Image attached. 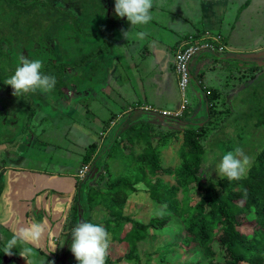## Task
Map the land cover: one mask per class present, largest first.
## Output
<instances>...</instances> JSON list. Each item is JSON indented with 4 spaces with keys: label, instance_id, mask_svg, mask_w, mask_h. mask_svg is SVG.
<instances>
[{
    "label": "rangeland",
    "instance_id": "1",
    "mask_svg": "<svg viewBox=\"0 0 264 264\" xmlns=\"http://www.w3.org/2000/svg\"><path fill=\"white\" fill-rule=\"evenodd\" d=\"M45 1H48L52 4V7L50 8L52 14H64L63 17H57L61 18V25L57 33L53 34L55 32V30H53V33H48L49 37H47V33L40 35L37 34L38 36L34 39V41H30V46L21 47V44L23 42L22 37L25 40V32L31 25V23L27 22H30L29 18L33 17L32 11H35L37 9L41 14V19H43L42 15L46 12L43 6L31 7L34 9H32V11H30V9H20L19 5L26 3V0H19L17 11H21L24 16L19 15L20 17H22L20 18L21 23L19 25H15L14 30L20 32V34H22V37L18 36L15 40L17 42V48L11 50L8 47L7 43L4 42L1 49L8 52L12 57V59H9L11 61L10 67L6 70L7 73L14 74L15 68H13V64L15 63V66H17L19 57L21 55H24L29 59H41L43 62V73L47 75H54L56 77L57 84L51 94H41L37 92L35 94H29L27 96L16 97L12 95L13 89L11 88V86L6 85L4 81L0 82V174L2 173V170H5L6 167L11 165V162L8 161L9 159L16 160L12 163L16 166L23 165L24 167L26 166L27 168L33 170L42 168L40 167L42 159H44V161L49 159V168H53L51 170H53L54 172L56 170L60 171L62 167L66 165V160L69 161L70 159L73 162H77V160H79L78 151L70 152L69 159L66 158L67 147L71 146V144L73 143L67 140L63 141L61 134L71 135L73 131L72 127L77 126V124H80L83 127V131H89L90 128L93 127V123H91V120L89 119H94L92 112L90 115H87V117L78 115L74 118H69L67 117V115H65L64 117L59 116L52 118L50 117V114L55 115V109L60 111L61 108V111H63L65 102L84 92L81 91L80 93H75L76 89L79 88L80 78H82L83 82H91V88L95 89L97 84L101 80L100 77L102 74H98L100 69L107 67L109 69L108 71H110V69H114L117 66L115 58H113L110 54H107L108 48L102 49L101 52L99 50L100 45H102L103 43L101 39L104 38L105 30L110 29V17L112 18V16L116 14L115 0H101L105 1L106 3V6L104 7L106 12L105 15L100 16L98 13L99 16L93 17V21H91L90 27L83 29V31L78 29L73 21L74 19H76L79 24H82L83 22H87V20L89 19L86 17V15L83 14L77 2H68L65 0ZM2 3L0 4V17L10 15L12 13L10 9L14 7L9 5L8 2H5L3 4ZM56 9H58V11H56ZM25 16L28 18H25ZM11 20L12 17L10 18V20H7L8 23H10ZM43 20L41 25L37 24L36 28L38 30L42 27H47V24H45V22H48V19L44 21ZM117 20L118 18L116 19V22ZM97 44H99V47ZM210 57H207L205 61L201 60V57H195L194 60H192L190 70L193 79L190 81L188 89L185 91L184 97V99L187 100V105H185L183 102V93L179 88L177 99L178 105L175 108L179 111L180 109L187 107L188 109H191V111H193L196 110V101L201 104V106H199L201 115L198 118L192 117L193 119H186L184 124L185 126L187 125V127H195L198 124L202 123L201 126L205 131L204 144L206 146L202 163L203 169L208 174V177H211L213 180H217L219 179V175L215 171L216 165L219 163L222 155L226 151H231L234 150L235 147H240L243 149L246 155L252 158V162H254L257 152H259L264 147V125H256L258 123V120L264 117V69H262L263 66L257 65L259 69L257 72L248 71V69H246L245 67L242 68V70L244 71L238 73L236 72V70L239 67H237L235 61L233 63H227L228 68L230 69L229 71L232 77H235V79L229 76L230 80L228 86L221 88L222 91H219L220 96H218L216 101L214 102L216 112L213 116L212 121L209 123L211 118L209 115H207L208 113H204L205 105H203L201 101L202 95L196 92V82L197 80H199V73H201L203 66H208L211 63ZM220 62L225 63L227 61L223 60L219 61V63ZM117 69L119 70V77H121L124 73V68H122V65L119 64L117 66ZM46 70H48V72H46ZM3 75H5V72L2 73V76ZM60 99L62 100L58 101L59 103H57V100ZM39 102L40 104L42 102V104H44L43 107L45 108L39 106L40 109H33L32 105H40L38 104ZM72 108L74 109L75 107ZM66 109L64 108V111H66ZM126 115L127 114H125L120 121L110 122L111 120L108 119L104 122V129L107 130L109 127L112 128L117 125L115 129L118 130L115 135H111L107 138V145L105 143V145L107 146L106 148H104L103 146V139L106 138L104 133L100 136L101 139L98 135L99 132L97 131L95 133L98 134H93V137L90 136V140H95L93 141L95 143L89 145L88 148L92 145L96 146V150L94 155L92 156V159H96L99 157L98 160L101 159L99 164L102 162L103 158L111 149L112 144H114L115 141L116 144H122L125 142V139L127 137L137 135L138 140H136L134 154L139 155L147 147L145 137L146 135H149L148 132L150 133V136L155 137L157 135L159 136L171 131L172 129H175L168 123L167 117L156 114L151 115L150 117L138 116L135 119L134 123H136L137 121H144L148 123V125H144V127H140L139 125V128L136 127V129L126 132V129H128V127H130L132 124V122H127L128 125L124 124V122L126 121ZM26 117H28V120ZM95 126L97 127V124H95ZM29 131H31L32 133L29 134ZM158 141V138H154L153 143H156ZM31 142H33V147L36 148H33V151L27 153V150L29 149L28 145H30ZM42 144L46 147L45 150H39V148H42ZM167 145L168 146L166 147L165 145H163V147L159 146L162 149L163 165L165 168H175L180 163V159L178 157L180 143L174 145L168 143ZM118 146L120 147V149L118 148ZM54 149L55 155L54 153H51ZM19 150L20 152H18L16 156L15 152ZM114 152H116L117 154L112 157L113 159L105 160L107 162L106 165L108 171L107 175L105 174V180L100 183H93V186L96 185L105 187L111 177L112 180L113 176H120L121 174L129 173V169H127L121 163V159L119 157L123 153L121 146L117 145L114 148ZM47 153L50 154L48 155ZM59 154L62 156H60ZM39 157L43 158L41 159ZM3 159H6L5 163L1 162V160ZM206 161L208 162V166H205ZM91 164L92 163L90 162L89 166H91ZM100 165L103 164L101 163ZM78 170L79 167L76 168L74 174H77ZM15 172V169L9 170L7 179H10L15 174ZM17 173L25 176L26 179H17V184L13 185V189L9 190L8 192H6L8 188V185L6 184V190L4 187V191H2V197L0 198V248L3 247V240L6 241L11 238L9 232L4 231L3 222L5 220H10L8 211H11L15 207V205L17 204L16 201H19L17 192L20 189H23V194H25L24 191L27 188L23 187V185H29L31 182L29 180L33 179L37 182V188L35 189V191H33L31 196H35L39 188H41L38 186V182L42 179L49 178L48 174L35 175L33 173L32 175H27L21 174L20 172ZM1 175L3 177V174ZM161 178L163 179L164 183H168L170 185L176 184L173 176L171 175H163ZM204 178H207V175H205ZM49 179H52V177ZM76 181H80L78 177ZM89 183L90 181L84 183L85 185L82 187L81 195L85 196L86 189H89ZM141 185L142 187H137V193L129 196L124 209V215L132 216L135 220L143 224H148L153 216L166 213V207L154 203L150 199L148 188L143 184ZM55 186L62 188L63 186H65V183L61 181L56 183ZM48 187L51 188L50 186ZM66 191V189H56V191H53V193L55 195H61ZM74 192L75 190L71 192V194H74ZM83 192L84 194H82ZM197 195L198 194L196 190L191 191V196L197 198ZM71 196L72 195H68L67 197H64V199H67L66 201L70 202L75 197ZM178 197L179 199L182 198L181 192L178 193ZM79 203V201H76L74 206H78ZM32 205H35V201L32 203ZM20 208L22 207L20 206ZM82 209L83 219H81L80 222H84L88 218L86 209ZM101 210L102 207H97L96 210H94V212H92L91 214L89 212L88 216L94 221L101 218L103 219L105 215L103 210ZM73 212L74 208L71 209L70 213L72 214ZM53 213L54 211L52 210L50 211V213L47 212V215L44 213L45 216L38 217V220L39 218H41L43 222H49V224H52L54 222L55 226H57L63 221L65 215H61L58 213L51 216ZM68 222H70V218ZM48 226L49 228H51V225ZM125 227L130 229L131 224H127ZM55 231L59 233L61 231V228ZM251 231L252 229L250 228V226H245L242 228V232L244 233L249 234L251 233ZM185 236L186 234L180 227L179 222L163 229L161 233L156 232L155 230H151L148 234V237L143 242L138 244V255L140 257L139 261L135 260L132 262L126 261L124 259L118 262V258L124 257L127 250L126 248H128V246L126 248L120 247L117 242L112 241L111 237L110 245L115 246V248L117 249V254L114 257L110 256L111 252L108 249L106 264H175L178 262L190 263L191 261L204 260V256L199 250H193L190 252H187L184 249L177 250L178 256L173 255L167 257L164 262L160 259L163 255V252L160 251L159 253L155 254L158 249H161L168 243L183 241L185 239ZM52 238L54 239L53 243L44 245L42 248L40 247L34 249V255L32 259L37 258V260L34 261V264H53L54 260H61L55 259L57 255V252L55 253V249L51 253L49 252L51 250V245L53 244H59V246H63L62 248H64L66 242L65 239H67V237L65 238L64 236H61L59 238V235L57 237L53 235ZM215 249L219 251L218 248ZM13 251L14 253L17 252L16 249H13ZM12 260H14L15 262H22V264H27V261L22 260L18 254L9 257L4 255L3 252H0V264H7L8 262H12ZM109 260L111 261V263H108ZM70 261L71 258H69V260H66V263L70 264Z\"/></svg>",
    "mask_w": 264,
    "mask_h": 264
},
{
    "label": "trees",
    "instance_id": "2",
    "mask_svg": "<svg viewBox=\"0 0 264 264\" xmlns=\"http://www.w3.org/2000/svg\"><path fill=\"white\" fill-rule=\"evenodd\" d=\"M4 1L14 8L10 9L12 12L10 15L0 17V82L10 78L13 74L6 72L10 67L11 60L9 59L12 57L8 52L1 49L2 44L7 43L11 50L18 47L15 40L18 36L22 37V34L14 30V27L21 23L20 18L22 17L19 15L24 16L21 11H17L19 0H0V4L5 3ZM65 1L77 2L83 14L89 19L82 24L74 19V24L82 31L90 27L94 16H103L106 13L101 0ZM34 6H43L45 9L46 13L42 16L44 20L48 19V22H45L46 28H41V26L39 30L36 28L37 24L41 25L43 19L40 18L41 14L37 9L32 11L33 8L31 7ZM19 7L24 10L30 9L33 13V17L29 18L30 22H27L31 25L25 32V40L22 37L21 47L30 46V41H34L38 36L37 34L47 33L48 35L49 32L53 33V30H55L53 34H56L59 30L61 18L57 17H63L64 14H52L50 10L52 4L48 1L26 0V3L19 5ZM11 17L12 20L8 23L7 20H10ZM25 18L28 17L25 16ZM117 18L116 14L112 18L110 17V24L115 25ZM16 67L14 63L13 68L16 69ZM4 72L5 75L2 76ZM199 89L202 91L201 95L211 118L210 123L216 112L214 102L220 96V92L214 89H204L202 85H199ZM139 112L141 111L133 110L126 116L124 124L128 125L129 122H132L128 129L125 128L126 132L136 129L139 125H148L144 121L134 123ZM186 113L179 116H167L168 123L175 129L155 137L150 136L148 132L149 135L145 137L147 147L139 155L134 154L136 140H138L137 135L127 137L122 144H116L115 141L103 158L101 162L103 165L99 164L101 161V159L98 160L99 157L92 159L96 146L92 145L88 148L81 168L89 167V171L84 180L79 179L80 181H77L76 196L80 203L78 204L79 207H73L74 212L71 214L70 222H68L63 233L67 239H65V247L59 250V258H62V264H67L66 260L69 258H71L70 264H78L70 251L71 233L83 219L82 208L86 209L89 215V212L91 214L97 207H102L105 217L95 220V222L87 215L88 218L84 222L102 225L110 233L112 241L117 242L120 247L126 248L128 246L127 250L125 249L124 257L118 258V262L123 259L129 262L139 261L138 244L148 237L151 230L161 233L163 229L179 222L186 234L185 239L180 242L168 243L156 251L155 254L160 251L163 252L160 258L163 262L167 257L178 256L177 250L184 249L187 252L201 251L204 260L175 264H264V147L257 152L245 179L234 182H229L226 178L213 180L208 177L202 165L206 149L204 144L205 131L201 126L202 124L195 127L185 126L184 123L188 116ZM256 125H264V117L260 118ZM154 138H158L159 141L153 143ZM168 143L171 145L180 143L178 152L180 163L175 168H165L163 165L162 149L159 146L165 145L166 147ZM117 145H120L123 150L119 157L121 163L129 169V173L113 176L112 180L111 177L105 187L93 186V183H100L105 180V174L108 173L105 160L113 159L112 157L117 154L114 152ZM118 148L120 149L119 146ZM90 162L92 163L91 166H89ZM94 171H96V175L94 178H90ZM163 175L173 176L176 184L164 183L161 178ZM205 175L207 178H204ZM87 181H90L89 189H86L85 196L80 195V191ZM141 184L148 188L150 199L154 203L166 207V213L153 216L148 224H143L132 216L124 215L129 196L137 193L138 188L136 186ZM1 190L2 187L0 186V193ZM193 190L197 191V198L191 196ZM245 191L247 196L244 195ZM179 192L182 193L181 199L178 197ZM127 224H131L130 229L125 227ZM245 226H250L251 233L242 232V228ZM215 248H218L219 251ZM109 250L110 256L114 257L117 254L114 245H110ZM108 263L111 261L109 260ZM53 264L58 263L54 260Z\"/></svg>",
    "mask_w": 264,
    "mask_h": 264
},
{
    "label": "crops",
    "instance_id": "3",
    "mask_svg": "<svg viewBox=\"0 0 264 264\" xmlns=\"http://www.w3.org/2000/svg\"><path fill=\"white\" fill-rule=\"evenodd\" d=\"M101 3L104 7L106 6L105 1H101ZM152 15V21L146 26H137L129 39H125L122 36V31L130 32L134 26L129 24L126 17L123 19L118 18L115 25L111 23L110 29L105 30L104 38L101 39L103 43L100 45L99 50L101 52L102 49L108 48L107 54L115 58L116 65H122L124 73L121 77H119L117 66L114 69H110V71H108L107 67L101 68L98 72V74H102L101 80L95 89L91 88V82L86 81V85V82H83L82 78H80L79 88L76 89L75 93L84 92L65 102L63 111H61V108L60 111L55 109L56 114H50L52 118L64 117L65 115L69 118H74L78 115L87 117L92 112L94 119H89L93 123V127L90 128L89 126V131H83V127L77 124V126L72 127L71 135L61 134L63 141L67 140L73 143L67 147L66 158L69 159L70 152L78 151L79 160L77 162H73L70 159L69 161L66 160V165L60 171L56 170L55 172L51 170L53 168H49V159L44 161L43 157H39L42 159L40 164L42 168L36 170L23 165L16 166L12 164L16 160H8L11 165L2 170L1 174H3V177L0 174V186L2 187L0 198L4 187L6 190V184L8 185L6 192H8L13 189V185L17 184V179H26L25 176L17 172L27 175H32L33 173L35 175L48 174L49 178L52 177V179L45 177L46 179L38 182V186L41 188H39L35 196L31 195L37 188V182L30 179V177V184L27 186H25L26 184L23 185V187L27 188L24 191L25 194H23V189L17 192L19 201H16L17 204L11 211H8L10 220L3 222L4 231L9 232L10 236H12L16 228L27 225L29 221L43 222L41 218L38 220V217L45 216L44 213L47 215V212L50 213L51 210L54 211L51 216L58 213L65 215L63 221L57 226H55L54 222L52 224L46 222L47 225H51L50 229L53 235L56 237L59 235V238L63 236L71 216L70 211L77 201L76 175L78 173H74L77 167L80 170L83 158L87 154L88 146L95 143L93 142L95 140H90V136L93 137V134H98L95 133L96 131L99 132V137L104 133L106 138L103 139V146L105 147L107 138L115 135L118 131L115 129L117 125L112 128L109 127L107 130L103 128L104 122L108 119L111 120L110 122L120 121L125 114L128 115L133 110L141 111L138 113L139 117H150L156 114L165 117L179 116L187 112V119H193L201 115L199 110L201 104L198 101L195 102L197 106L196 110L193 111L188 108L178 111L175 108L178 105L177 99L180 88L179 77L175 72V53L185 39L190 36H201L205 33L219 34L224 38L228 47V53L220 58L209 53H201L196 56L201 57L203 61L211 56V63L208 66H203L201 73H199L200 80L196 82V92L200 95L202 91L199 89V85H202L204 89L217 91L228 86L229 78L232 75L227 63L235 61L237 67H239L236 70L238 73L244 71L242 68L245 67L248 71L257 72L259 69L256 62L264 63V0H154ZM139 31H147L148 35L144 40L136 39L135 32ZM97 45L99 47V44ZM223 60L227 62L219 63V61ZM262 69H264V66ZM232 78L235 79V77ZM61 100H57V103ZM201 101L205 105L204 113H208L203 98ZM39 106L43 107L44 104L41 102L40 105H32V108L40 109ZM72 107L75 108L73 109ZM64 108H67L66 111H64ZM26 118L28 120V117ZM95 124H97V127ZM30 133L32 132L29 131ZM32 143L28 145L27 153L36 148L33 147ZM41 147L39 150H45L46 148L43 144ZM18 152L20 150L15 152L16 156ZM51 153L55 155V149ZM47 154L49 155L50 153ZM1 162L5 163L6 159L1 160ZM11 169H15L16 172L10 179H7ZM61 181L65 183V186L62 188L56 187L55 184ZM56 189H66L67 191L64 194L55 195L53 191H56ZM74 190V194H71ZM68 195L75 197L68 202L66 201L67 199H64ZM34 201L35 205H32ZM59 228H61V233L55 231ZM53 240V238L49 240L45 236L40 247L53 243ZM56 246L55 253L57 252V255L55 259H61L57 263L62 264V258H59V250L62 247L59 244ZM36 260L37 258L33 259V261ZM10 263L22 264V262H15L14 260L7 264Z\"/></svg>",
    "mask_w": 264,
    "mask_h": 264
},
{
    "label": "clouds",
    "instance_id": "4",
    "mask_svg": "<svg viewBox=\"0 0 264 264\" xmlns=\"http://www.w3.org/2000/svg\"><path fill=\"white\" fill-rule=\"evenodd\" d=\"M154 0H115V13L118 18H127L130 25L134 26L132 31H122V36L129 39L137 26H146L152 19ZM147 31L135 32L138 40H144ZM41 59H29L21 55L13 75L4 83L13 89L12 95L16 97L27 96L37 92L51 94L57 84L54 75L44 74ZM208 166V162H205ZM252 166V158L245 154L242 148L235 147L234 150L226 151L219 163L216 172L219 178H226L229 182L241 181L246 178ZM136 187H142L137 185ZM247 196V192H244ZM53 237V232L46 222L29 221L27 225L15 229L8 240H3L0 252L6 256L18 254L27 261L34 264L32 259L34 249L39 248L45 239ZM70 251L78 264H106L108 249L111 243L110 233L100 224L92 222H80L71 233ZM56 245H51L49 253L54 251ZM63 247V246H61ZM13 249L17 252L14 253Z\"/></svg>",
    "mask_w": 264,
    "mask_h": 264
},
{
    "label": "built area",
    "instance_id": "5",
    "mask_svg": "<svg viewBox=\"0 0 264 264\" xmlns=\"http://www.w3.org/2000/svg\"><path fill=\"white\" fill-rule=\"evenodd\" d=\"M201 53H209L213 56H225L228 53V47L224 38L219 34L205 33L201 36H190L182 43L181 47L175 53V72L179 77V87L183 93V102L185 91L192 80L190 65L192 60ZM187 108V107H184ZM89 167H82L78 171V179L84 180Z\"/></svg>",
    "mask_w": 264,
    "mask_h": 264
},
{
    "label": "water",
    "instance_id": "6",
    "mask_svg": "<svg viewBox=\"0 0 264 264\" xmlns=\"http://www.w3.org/2000/svg\"><path fill=\"white\" fill-rule=\"evenodd\" d=\"M257 65H260V66H264V63H258L256 62ZM192 79H193V76H192ZM96 175V171H94L91 175H90V178H94V176Z\"/></svg>",
    "mask_w": 264,
    "mask_h": 264
}]
</instances>
